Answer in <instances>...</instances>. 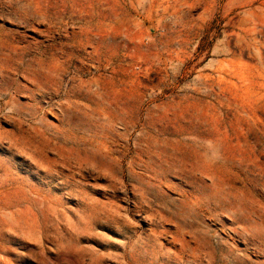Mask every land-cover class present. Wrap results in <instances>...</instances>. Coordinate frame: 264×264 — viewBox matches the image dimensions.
I'll return each mask as SVG.
<instances>
[{
	"label": "rangeland",
	"instance_id": "1",
	"mask_svg": "<svg viewBox=\"0 0 264 264\" xmlns=\"http://www.w3.org/2000/svg\"><path fill=\"white\" fill-rule=\"evenodd\" d=\"M219 2L0 0V264H264V0Z\"/></svg>",
	"mask_w": 264,
	"mask_h": 264
},
{
	"label": "bare ground",
	"instance_id": "2",
	"mask_svg": "<svg viewBox=\"0 0 264 264\" xmlns=\"http://www.w3.org/2000/svg\"><path fill=\"white\" fill-rule=\"evenodd\" d=\"M135 7L138 6L142 10L143 15H152L153 11L156 9H163V11L168 12L172 10V16L178 17L181 15L183 7L195 8L199 2L204 1L205 9L203 15L207 14L212 9H216L220 5L219 0H130ZM156 152L159 157L168 156L174 159L176 156L174 153H168L165 151Z\"/></svg>",
	"mask_w": 264,
	"mask_h": 264
}]
</instances>
